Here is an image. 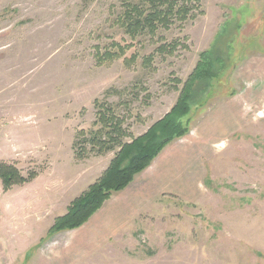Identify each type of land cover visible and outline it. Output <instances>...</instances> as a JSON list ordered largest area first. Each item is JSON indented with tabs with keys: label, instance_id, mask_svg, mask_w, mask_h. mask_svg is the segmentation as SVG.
<instances>
[{
	"label": "rangeland",
	"instance_id": "obj_1",
	"mask_svg": "<svg viewBox=\"0 0 264 264\" xmlns=\"http://www.w3.org/2000/svg\"><path fill=\"white\" fill-rule=\"evenodd\" d=\"M120 6L0 0V162L25 177L55 168L8 192L0 181V264H264V0H199L195 19L134 42L117 23ZM176 41L175 53L156 52ZM132 43L98 66L97 55ZM196 71L180 118L189 132L167 145L180 157L175 178L136 221L80 252L67 234L45 239L47 221L22 223L16 206L44 195L48 177L57 180L53 221L74 199L65 193L79 168L66 166L86 164L90 187L119 152L76 159L78 135L100 129L96 101L124 120L133 143L172 112Z\"/></svg>",
	"mask_w": 264,
	"mask_h": 264
},
{
	"label": "trees",
	"instance_id": "obj_2",
	"mask_svg": "<svg viewBox=\"0 0 264 264\" xmlns=\"http://www.w3.org/2000/svg\"><path fill=\"white\" fill-rule=\"evenodd\" d=\"M119 1L121 12L117 17V23L133 42L144 35L155 38L160 29L169 30L177 23L183 24L190 19H195L198 14L197 9H199V0ZM179 43L176 41L161 45L156 52L173 54L179 47ZM133 46L134 43L126 45L124 48L119 46L118 52L107 51L102 55H97L98 66H104L120 59ZM137 57L134 55L126 62L133 65L136 63ZM154 58V54L145 57L144 66L151 67ZM200 66L199 64L198 68ZM198 73L199 71H196L189 84L186 85L172 112L151 128L147 134L135 139L133 143L124 142L126 137L132 136L126 132L123 127L124 120L117 115L114 109L104 102H95L97 109L95 125L100 126V129L97 132H92L89 138L84 132L78 135L74 144L76 159L82 161L92 154L103 156L116 150L119 152L101 178L71 203L67 214L56 218L49 231V236L73 231L84 226L113 194L125 190L137 175L148 169L167 145L174 139L188 134L189 131L184 128L180 118L190 111L187 104L188 93L191 88L190 84L194 82ZM37 177L36 172L25 177L15 165L0 162V181L5 192L15 186L31 183Z\"/></svg>",
	"mask_w": 264,
	"mask_h": 264
},
{
	"label": "crops",
	"instance_id": "obj_3",
	"mask_svg": "<svg viewBox=\"0 0 264 264\" xmlns=\"http://www.w3.org/2000/svg\"><path fill=\"white\" fill-rule=\"evenodd\" d=\"M179 159L180 157L178 153L176 154L173 150H170L169 146L166 147L159 154V156L155 158L148 169H146L143 173L137 175L134 181L125 190L115 193L107 202H105L103 207L97 213H95L84 226L73 231L62 232L69 235L70 242L68 245H76V247L80 249V252L82 251V248H86L87 245H93L94 243L99 244V242L103 241L105 238H113L114 235L117 234L116 229L113 227L114 224L123 225L124 223H128L129 219H135L136 221V219L141 215V212L144 210V208H146L149 204L151 205L152 202L157 201L160 197L159 194H163L161 192L164 189L168 178H175V176L172 175L174 171L173 168L179 161ZM73 167L79 168L81 173L78 172L79 170H77V174H72V181H69L70 186H68V188L66 189L67 193H65V196H68V194L73 192L74 199H71L68 204H65V207L67 209H65L64 207V210H66L63 213L64 215L67 214L68 208L71 203L79 195L82 194L81 192L87 190L90 185L87 180L88 175L86 164L80 163V165H75L72 163L66 166V168L69 170H71ZM54 169V167L52 169L49 168L44 171V173L41 172L38 177L31 183L16 188H23L28 185H34L42 176L51 174L52 170ZM68 174L71 173L68 172ZM66 176L67 175H65V181H68L66 180ZM60 178L63 179L64 176ZM47 180L48 184L44 189V195L34 197L32 199L33 202H29V204L26 203L23 206H16L18 216L22 217V223L24 222L25 224H27L28 220L31 217L37 218L38 223L45 224V222L47 221V225L45 226L44 230V232L46 233L45 239L48 238L47 236H49V231L54 225L53 222L56 219V215H54V220H49L50 216H52L55 212L56 204L55 202H52L51 199L54 200L53 191L55 192L57 180L54 177H48ZM11 206H13V204H11ZM11 206L9 211H15ZM9 225L10 223L8 222V220H6V226ZM22 230L24 232H27L28 235L31 232H29L28 229L24 228ZM39 236L37 237L36 241H39L43 238H39ZM28 238L31 239L33 238V236L29 235ZM73 246L71 247L74 248Z\"/></svg>",
	"mask_w": 264,
	"mask_h": 264
}]
</instances>
